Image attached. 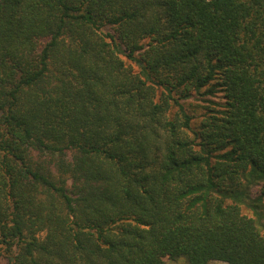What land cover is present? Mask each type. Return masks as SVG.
Wrapping results in <instances>:
<instances>
[{
	"label": "trees",
	"instance_id": "16d2710c",
	"mask_svg": "<svg viewBox=\"0 0 264 264\" xmlns=\"http://www.w3.org/2000/svg\"><path fill=\"white\" fill-rule=\"evenodd\" d=\"M254 184L264 0H0L1 263L264 264Z\"/></svg>",
	"mask_w": 264,
	"mask_h": 264
},
{
	"label": "rangeland",
	"instance_id": "374dc122",
	"mask_svg": "<svg viewBox=\"0 0 264 264\" xmlns=\"http://www.w3.org/2000/svg\"><path fill=\"white\" fill-rule=\"evenodd\" d=\"M124 59L128 65L131 64L133 66L134 70L138 71L140 69L139 66L133 61H131L129 58L124 56ZM220 95H221V92L215 99H219ZM206 97L207 96L203 94L195 93L193 97L188 99V102L191 104V106L189 107L192 110H194V112L197 115L198 120L201 118V115L205 113V111H207L206 106L209 105L208 104L209 102L205 100ZM209 106H213V104ZM175 109L176 108H174V110ZM259 194H260V185L258 184L252 185L249 190L245 203L241 205L243 213H245L246 215L250 217L255 218L256 220H259L258 218L261 217L264 212L260 203L258 204ZM163 261H164L163 264H187V259L184 256H180L178 258H171L168 255H165L163 256ZM1 262L0 264H4V262L3 263ZM211 264H227V263L221 260H212Z\"/></svg>",
	"mask_w": 264,
	"mask_h": 264
}]
</instances>
